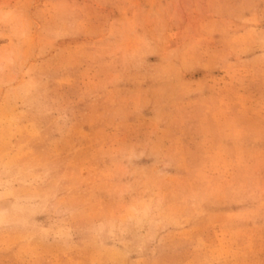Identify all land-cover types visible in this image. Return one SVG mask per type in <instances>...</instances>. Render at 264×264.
Wrapping results in <instances>:
<instances>
[{
  "label": "rangeland",
  "instance_id": "1",
  "mask_svg": "<svg viewBox=\"0 0 264 264\" xmlns=\"http://www.w3.org/2000/svg\"><path fill=\"white\" fill-rule=\"evenodd\" d=\"M0 264H264V0H0Z\"/></svg>",
  "mask_w": 264,
  "mask_h": 264
}]
</instances>
